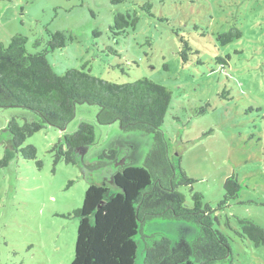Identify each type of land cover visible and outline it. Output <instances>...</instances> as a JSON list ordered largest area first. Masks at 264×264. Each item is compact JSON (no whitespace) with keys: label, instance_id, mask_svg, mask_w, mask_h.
Segmentation results:
<instances>
[{"label":"rangeland","instance_id":"rangeland-1","mask_svg":"<svg viewBox=\"0 0 264 264\" xmlns=\"http://www.w3.org/2000/svg\"><path fill=\"white\" fill-rule=\"evenodd\" d=\"M0 0V43L14 36L26 39L28 53L48 33L70 36L66 47L49 54L53 71L80 70L116 84L149 79L171 93L162 132L181 155L187 177L197 180L193 191L216 208L223 184L235 174L240 198L217 211L216 228L231 239L232 261L215 264H264V246L243 242L235 231L239 219L264 228V0ZM149 2L152 17L140 11ZM138 12L139 23L125 37H114L115 13ZM164 18L167 21H161ZM237 27L242 36L222 46L219 35ZM187 62L183 61L184 43ZM222 59L223 62L219 61ZM97 106H76L64 131L45 127L23 146L37 150L34 161L14 154L7 124L16 118L37 122L23 109L0 108V264H70L78 221L63 218L81 208L92 183L113 187V176L125 162L140 165L152 148L151 135L123 133L118 124L99 125ZM80 123L94 127L92 145L76 149L75 165L54 164L52 147ZM117 151L116 158L103 152ZM69 182H72L68 186ZM112 184V185H111ZM190 203V189L182 188ZM199 228L189 222L154 219L143 223L135 241V264L160 237L172 253L160 264L192 259Z\"/></svg>","mask_w":264,"mask_h":264},{"label":"trees","instance_id":"trees-1","mask_svg":"<svg viewBox=\"0 0 264 264\" xmlns=\"http://www.w3.org/2000/svg\"><path fill=\"white\" fill-rule=\"evenodd\" d=\"M190 2L194 3L193 0ZM153 5L149 2L140 11L152 17ZM161 21H167L160 18ZM139 23L138 12L115 13L110 30L114 37H125ZM237 27L219 35L220 44L226 46L240 39ZM71 37L63 32L48 33V40L37 39L28 53L26 39L14 36L7 45L0 43V108H18L32 113L37 122L20 124L11 118L7 129L12 137L14 154H21L38 167L37 150L26 139L45 127L64 131L75 115L76 106L98 107L96 122L99 125L118 124L123 133L151 135L153 144L140 165L122 166L113 176L115 189L104 183H92L85 192L81 208L63 218L78 221L74 257L70 264H135V241L143 223L154 219L185 221L199 228L192 243V259L180 264H215L232 261L231 239L216 228L215 213L223 211L240 198L242 190L238 177L231 174L223 184L222 200L211 208L204 203L202 194L193 191L197 180L187 177L181 167V155L162 132L171 93L163 86L143 78L133 83L116 84L95 78L90 71L66 70L56 74L48 56L66 47ZM183 42V41H182ZM184 43L182 57L190 51ZM219 61L223 62L222 59ZM94 127L80 123L77 130L56 143L54 164L64 161L75 165L74 151L92 145ZM117 151L103 152V158L114 160ZM13 156L6 153L0 162L5 167ZM72 182H69L70 186ZM111 184V185H112ZM182 188L190 189V203ZM236 236L255 247L264 246V228L249 219H239ZM172 253V243L160 237L144 250L143 264H160Z\"/></svg>","mask_w":264,"mask_h":264},{"label":"water","instance_id":"water-1","mask_svg":"<svg viewBox=\"0 0 264 264\" xmlns=\"http://www.w3.org/2000/svg\"><path fill=\"white\" fill-rule=\"evenodd\" d=\"M125 162L118 164L117 166H124Z\"/></svg>","mask_w":264,"mask_h":264}]
</instances>
